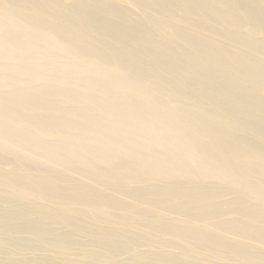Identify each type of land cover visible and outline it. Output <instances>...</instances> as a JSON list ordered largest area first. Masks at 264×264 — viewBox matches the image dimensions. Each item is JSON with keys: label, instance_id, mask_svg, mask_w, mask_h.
<instances>
[{"label": "bare ground", "instance_id": "bare-ground-1", "mask_svg": "<svg viewBox=\"0 0 264 264\" xmlns=\"http://www.w3.org/2000/svg\"><path fill=\"white\" fill-rule=\"evenodd\" d=\"M253 217L264 0H0V264H264Z\"/></svg>", "mask_w": 264, "mask_h": 264}, {"label": "rangeland", "instance_id": "rangeland-1", "mask_svg": "<svg viewBox=\"0 0 264 264\" xmlns=\"http://www.w3.org/2000/svg\"><path fill=\"white\" fill-rule=\"evenodd\" d=\"M261 221L262 219L259 220V218L256 217L243 219V224L249 226L248 228L245 229V231L251 234V238H249V240H246V242L243 241L244 243H247L253 247L254 245L257 246V243L264 239V223H262ZM243 249L247 250L249 248L246 249V247H243ZM198 254H199L198 257L194 258L193 260L186 259L189 261H182L181 264H198V262H196L195 260H200V261L205 260V263H207V261L211 260V256H214V254L211 252H205V253L203 252L201 254L200 253ZM233 264H250V263H248V261L243 258V259H239L238 262H235Z\"/></svg>", "mask_w": 264, "mask_h": 264}]
</instances>
